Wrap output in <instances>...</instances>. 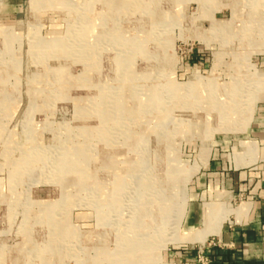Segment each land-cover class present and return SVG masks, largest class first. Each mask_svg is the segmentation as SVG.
I'll return each mask as SVG.
<instances>
[{"label":"rangeland","instance_id":"obj_1","mask_svg":"<svg viewBox=\"0 0 264 264\" xmlns=\"http://www.w3.org/2000/svg\"><path fill=\"white\" fill-rule=\"evenodd\" d=\"M263 22L264 0H0V264H177L202 241L187 188L264 108L263 82L235 102Z\"/></svg>","mask_w":264,"mask_h":264},{"label":"crops","instance_id":"obj_2","mask_svg":"<svg viewBox=\"0 0 264 264\" xmlns=\"http://www.w3.org/2000/svg\"><path fill=\"white\" fill-rule=\"evenodd\" d=\"M263 109H258L252 120L248 140H240L243 146L228 148L226 141L224 146L220 142L218 149L209 148L206 160L198 166L186 194L188 229H195L197 223L208 228L206 217L221 222L216 233L209 232V227L202 241L174 246V255L187 244H201L214 237L222 246L209 250L210 264H264ZM248 144L253 147L251 152L245 151Z\"/></svg>","mask_w":264,"mask_h":264},{"label":"bare ground","instance_id":"obj_3","mask_svg":"<svg viewBox=\"0 0 264 264\" xmlns=\"http://www.w3.org/2000/svg\"><path fill=\"white\" fill-rule=\"evenodd\" d=\"M251 1V3H252V0H250ZM258 1V0H257ZM256 0H255V2H257ZM68 3H71V2H68ZM123 4V3H122ZM121 4V5H122ZM123 5H125V3L123 4ZM125 7V6H124ZM125 9V8H124ZM260 8H258V10H259ZM257 10V9H256ZM263 11V10H262ZM254 14V13H253ZM263 15V14H262ZM264 23V22H263ZM257 27H256V32H255V36H256V38H255V36L254 37H252L250 40H254V41H262L260 38H262L263 40H264V28H259L261 25L260 24H258V25H256ZM262 26H264V24L262 25ZM81 32V31H80ZM99 33V32H98ZM76 34V33H75ZM260 36V38L257 40V38ZM256 81V82H255ZM259 81V82H258ZM260 82H263L262 84H264V70L259 74V75H257V79H255L254 81L252 80V79H248V81H247V83L246 82H244V80H243V82L240 84V86L239 85H237V88L235 89V92H237V91H239L240 90V101H239V98H238V96H239V94H238V92H237V95H235V102H237V101H239V103H238V111H237V113L236 114H238V112H239V114H238V116H241L240 115V113H242V111L239 109L240 108V106L243 104V102H242V100L243 99H246V94H243L241 91H245V89L246 90H248V88H251V87H253V86H257V84L258 83H260ZM255 83H257V84H255ZM238 84H239V81H238ZM136 88V87H135ZM256 88V87H255ZM252 92V91H251ZM213 95V94H212ZM251 96V95H250ZM213 97V96H212ZM256 97H254V95L249 99L248 98V101H247V103H246V106H247V110H249V116L251 115V111L253 110V109H251L250 110V107H251V105H255V102L257 101L256 99H255ZM262 99L260 100V101H264V96H262L261 97ZM254 99V100H253ZM246 109V108H245ZM243 116V115H242ZM247 119V120H246ZM245 120V121H244ZM250 120V117H243V122H241V124H245L246 122H248ZM247 124V123H246ZM236 142V141H235ZM241 142V141H240ZM240 142L238 143V144H236V145H239L240 146ZM242 143V142H241ZM244 145V144H243ZM233 148H235V146L233 147ZM252 145L251 144H248L247 145V148H245V151H246V149H247V151L249 150V152H251L252 151ZM237 149V148H236ZM67 157V154H66V156H65V158H63V159H61V162H60V164L63 162L64 163V161H66V163H65V167H72V166H74L75 165V163L73 162V159H70V158H66ZM66 159V160H65ZM61 166H62V164H61ZM60 166V167H61ZM171 171V170H170ZM169 171V172H170ZM180 171V170H179ZM174 173V172H173ZM173 173H171L169 176H167L166 178H168V179H170L171 181H174V179L172 178L173 176H174V174ZM176 176V175H175ZM228 197V196H227ZM209 205V204H208ZM208 210H210V208L208 207L207 208ZM214 209V208H213ZM211 213V212H210ZM212 216V215H211ZM204 222H206V223H204V224H208L209 222H210V224H209V227H210V230H209V232H211V233H213V232H216V230L219 228V225H220V222H221V220H218L217 218H215L214 220L211 218V219H208V217H206L205 218V221ZM209 227L208 228H206V225H204V229H203V231H204V235H206L207 233H209L208 232V229H209ZM137 242V241H136ZM141 242V241H140Z\"/></svg>","mask_w":264,"mask_h":264},{"label":"built area","instance_id":"obj_4","mask_svg":"<svg viewBox=\"0 0 264 264\" xmlns=\"http://www.w3.org/2000/svg\"><path fill=\"white\" fill-rule=\"evenodd\" d=\"M229 225H231L229 223ZM222 244L214 237L208 238L201 244H196L188 248H183L182 252L175 255L177 264H210L211 257L209 250L213 247H221Z\"/></svg>","mask_w":264,"mask_h":264}]
</instances>
